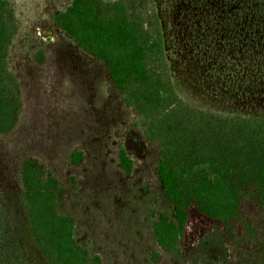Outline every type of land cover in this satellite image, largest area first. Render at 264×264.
I'll return each instance as SVG.
<instances>
[{"label": "trees", "instance_id": "16d2710c", "mask_svg": "<svg viewBox=\"0 0 264 264\" xmlns=\"http://www.w3.org/2000/svg\"><path fill=\"white\" fill-rule=\"evenodd\" d=\"M231 5L233 19L244 17L252 30L264 29V0H231ZM51 24L105 70L133 114L132 128L157 151L154 174L171 213L155 217L156 247L147 264H185L213 230L227 251L223 264H264V116L194 108L182 98L155 0H71L51 16ZM19 31L13 4L0 0V138L18 127L23 111L21 86L8 63ZM31 58L42 67L45 51L37 49ZM84 155L72 150L70 167L81 168ZM117 161L121 172L131 175L122 144ZM17 181V223L0 217V264H22L11 226L38 264H103L86 244H77L74 218L58 212L66 192L46 164L22 159ZM69 189L79 190L74 176Z\"/></svg>", "mask_w": 264, "mask_h": 264}, {"label": "rangeland", "instance_id": "374dc122", "mask_svg": "<svg viewBox=\"0 0 264 264\" xmlns=\"http://www.w3.org/2000/svg\"><path fill=\"white\" fill-rule=\"evenodd\" d=\"M20 23L8 63L18 78L23 111L18 127L0 138V217L17 223V167L26 157L48 166L66 192L58 208L74 218L78 245L103 264H147L156 247L152 224L171 213L154 174L157 151L132 128L133 114L113 91L105 70L55 31L51 16L71 0H9ZM112 1V0H106ZM175 86L192 107L264 116V29L233 19L231 0H155ZM45 51L42 67L31 58ZM132 161L121 172L120 145ZM84 152L81 168L68 164ZM74 176L78 191L69 189ZM154 216V217H153ZM22 264H38L17 227ZM18 233V234H17ZM264 235V228L262 229ZM227 255L218 230L198 241L185 264H223Z\"/></svg>", "mask_w": 264, "mask_h": 264}]
</instances>
